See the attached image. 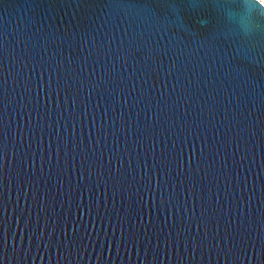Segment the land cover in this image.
<instances>
[{
  "label": "water",
  "instance_id": "obj_1",
  "mask_svg": "<svg viewBox=\"0 0 264 264\" xmlns=\"http://www.w3.org/2000/svg\"><path fill=\"white\" fill-rule=\"evenodd\" d=\"M0 264H264V2L0 0Z\"/></svg>",
  "mask_w": 264,
  "mask_h": 264
},
{
  "label": "built area",
  "instance_id": "obj_2",
  "mask_svg": "<svg viewBox=\"0 0 264 264\" xmlns=\"http://www.w3.org/2000/svg\"><path fill=\"white\" fill-rule=\"evenodd\" d=\"M264 2V0H262Z\"/></svg>",
  "mask_w": 264,
  "mask_h": 264
}]
</instances>
